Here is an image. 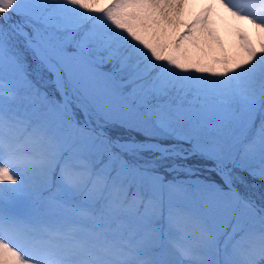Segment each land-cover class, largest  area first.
Masks as SVG:
<instances>
[{
    "label": "snow or ice",
    "instance_id": "6c2138e0",
    "mask_svg": "<svg viewBox=\"0 0 264 264\" xmlns=\"http://www.w3.org/2000/svg\"><path fill=\"white\" fill-rule=\"evenodd\" d=\"M195 2L0 0V264H264V0Z\"/></svg>",
    "mask_w": 264,
    "mask_h": 264
},
{
    "label": "rangeland",
    "instance_id": "374dc122",
    "mask_svg": "<svg viewBox=\"0 0 264 264\" xmlns=\"http://www.w3.org/2000/svg\"><path fill=\"white\" fill-rule=\"evenodd\" d=\"M195 14L189 17V12L186 11L185 16L183 17V23L189 22L195 16ZM183 23L181 25V30H183ZM232 23L233 22L230 20L227 22H219L218 27L220 30V35L222 39L224 40L225 47L229 49L230 53H235L238 51V48H237L238 41L235 35L233 34ZM202 42L204 43V46L206 49L211 50V49L216 48V46L211 42L209 38H204ZM193 52L196 53L197 55H202L201 53L196 52L195 49H193Z\"/></svg>",
    "mask_w": 264,
    "mask_h": 264
},
{
    "label": "bare ground",
    "instance_id": "6f19581e",
    "mask_svg": "<svg viewBox=\"0 0 264 264\" xmlns=\"http://www.w3.org/2000/svg\"><path fill=\"white\" fill-rule=\"evenodd\" d=\"M201 3L202 0H196V2L186 10L189 12V17H191L192 15H194L196 12L199 11Z\"/></svg>",
    "mask_w": 264,
    "mask_h": 264
}]
</instances>
